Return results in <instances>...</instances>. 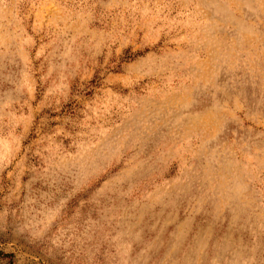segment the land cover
<instances>
[{
    "label": "rangeland",
    "instance_id": "rangeland-1",
    "mask_svg": "<svg viewBox=\"0 0 264 264\" xmlns=\"http://www.w3.org/2000/svg\"><path fill=\"white\" fill-rule=\"evenodd\" d=\"M0 264H264V0H0Z\"/></svg>",
    "mask_w": 264,
    "mask_h": 264
}]
</instances>
